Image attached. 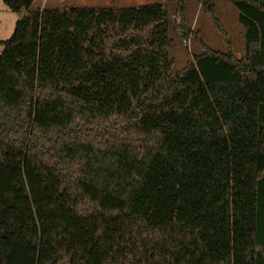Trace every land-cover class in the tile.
I'll return each instance as SVG.
<instances>
[{"label": "trees", "instance_id": "trees-1", "mask_svg": "<svg viewBox=\"0 0 264 264\" xmlns=\"http://www.w3.org/2000/svg\"><path fill=\"white\" fill-rule=\"evenodd\" d=\"M3 3L0 264H264V0L177 72L161 3Z\"/></svg>", "mask_w": 264, "mask_h": 264}, {"label": "rangeland", "instance_id": "rangeland-1", "mask_svg": "<svg viewBox=\"0 0 264 264\" xmlns=\"http://www.w3.org/2000/svg\"><path fill=\"white\" fill-rule=\"evenodd\" d=\"M183 1L184 3L182 2L179 5L178 0H34L33 8L63 9L75 6L118 8L154 2L161 3L167 7L169 13V36L172 39L169 49V57L172 61L171 72H177L182 70L193 60V56L201 53L204 48L227 52V46L221 32L218 31L200 5L202 1H207L212 4L215 16L225 31V37L230 44L232 54L239 58L241 55V40L237 23V10L233 7L232 12H230V6L218 3L214 5L211 0H199L200 3ZM181 13L186 26L192 32V35L188 37L181 36L179 32L182 23ZM17 18L18 14L9 10L4 5L3 0H0V41H4L11 36ZM1 50L2 46H0V52Z\"/></svg>", "mask_w": 264, "mask_h": 264}, {"label": "crops", "instance_id": "crops-1", "mask_svg": "<svg viewBox=\"0 0 264 264\" xmlns=\"http://www.w3.org/2000/svg\"><path fill=\"white\" fill-rule=\"evenodd\" d=\"M179 1V5H180V3H184V1L183 0H178ZM189 1V3L192 1L193 3H200L199 2V0H188ZM232 1L233 0H211V2L214 4V5H216L217 3L218 4H221V5H225V6H230V12H232V10H233V5H232ZM200 8V7H199ZM198 8V9H199ZM216 9V8H215ZM198 13V12H197ZM220 14V13H219ZM223 14V13H222Z\"/></svg>", "mask_w": 264, "mask_h": 264}]
</instances>
